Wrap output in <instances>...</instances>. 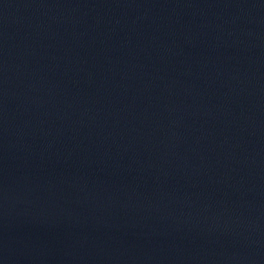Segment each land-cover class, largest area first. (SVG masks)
<instances>
[{
  "label": "water",
  "instance_id": "water-1",
  "mask_svg": "<svg viewBox=\"0 0 264 264\" xmlns=\"http://www.w3.org/2000/svg\"><path fill=\"white\" fill-rule=\"evenodd\" d=\"M0 264H264V0H0Z\"/></svg>",
  "mask_w": 264,
  "mask_h": 264
}]
</instances>
